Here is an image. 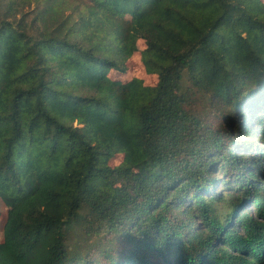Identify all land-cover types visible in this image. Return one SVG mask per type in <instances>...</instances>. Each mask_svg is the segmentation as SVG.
I'll return each instance as SVG.
<instances>
[{"label": "trees", "instance_id": "obj_1", "mask_svg": "<svg viewBox=\"0 0 264 264\" xmlns=\"http://www.w3.org/2000/svg\"><path fill=\"white\" fill-rule=\"evenodd\" d=\"M0 223V264H264V0H0Z\"/></svg>", "mask_w": 264, "mask_h": 264}, {"label": "rangeland", "instance_id": "obj_2", "mask_svg": "<svg viewBox=\"0 0 264 264\" xmlns=\"http://www.w3.org/2000/svg\"><path fill=\"white\" fill-rule=\"evenodd\" d=\"M145 48V43L143 40L138 41L137 43V52L132 56V58L129 59L127 62V73L125 74H117V72L112 71L111 72V77L113 79L120 78L122 81H127L131 80L133 78H138L144 81L145 84L147 85H155L157 82V77L156 76H151L148 75L145 71V68L143 66V63L141 61V51ZM123 156H118L112 163L113 166L118 165ZM248 205V204H247ZM250 205V203H249ZM247 207V206H246ZM256 208L254 204L252 206H248L247 210L249 212H252ZM6 218V211L3 212V220ZM3 239V228L2 224L0 223V241Z\"/></svg>", "mask_w": 264, "mask_h": 264}]
</instances>
